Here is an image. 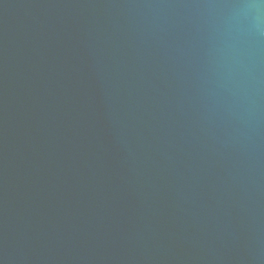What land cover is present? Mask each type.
<instances>
[{
    "label": "water",
    "instance_id": "water-1",
    "mask_svg": "<svg viewBox=\"0 0 264 264\" xmlns=\"http://www.w3.org/2000/svg\"><path fill=\"white\" fill-rule=\"evenodd\" d=\"M0 264H264V0H0Z\"/></svg>",
    "mask_w": 264,
    "mask_h": 264
}]
</instances>
